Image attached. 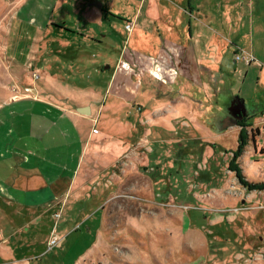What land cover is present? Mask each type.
<instances>
[{
  "label": "crops",
  "instance_id": "0c3cea01",
  "mask_svg": "<svg viewBox=\"0 0 264 264\" xmlns=\"http://www.w3.org/2000/svg\"><path fill=\"white\" fill-rule=\"evenodd\" d=\"M16 1L26 7L19 22L32 28L23 54L28 63L37 49L50 48L42 41L51 35L89 31L88 24L73 30L66 24L77 23L74 15H97L121 32L119 59L135 63L138 70L115 69L114 62L102 67L109 72L104 88L114 111L109 116L118 126L117 112L134 102L139 113L147 111L148 120L160 118L159 130L183 118L189 129H216L205 138L235 133L238 143L242 126L248 138L249 130L264 127V0ZM128 21L133 23L130 32ZM8 47L6 42L9 61L18 64L19 56ZM237 53L254 60L236 61ZM149 58L164 67L167 84L140 68ZM67 79L59 83L48 75L38 84L27 83L35 87V97H11L0 88V264H78L98 242L106 188L86 186L95 169L87 173L81 166L93 140L87 131L96 118L93 106L103 110L101 90L95 82L78 86L73 77L74 82ZM82 106L90 113H79ZM241 108L243 115H232ZM51 233L61 240L49 249ZM57 246L59 251L46 258V251Z\"/></svg>",
  "mask_w": 264,
  "mask_h": 264
},
{
  "label": "rangeland",
  "instance_id": "374dc122",
  "mask_svg": "<svg viewBox=\"0 0 264 264\" xmlns=\"http://www.w3.org/2000/svg\"><path fill=\"white\" fill-rule=\"evenodd\" d=\"M23 7L16 0H0V88L11 97H35L29 88L35 89V83L51 75L59 83L69 77L78 86L95 82L101 90L103 110L93 106L96 118L86 126L93 140L81 170L95 169L86 186L94 191L106 188L107 199L98 242L78 264H264V191L246 189L228 168L237 135L205 138V133L216 129L208 125L189 129L183 118L159 130L160 118L148 120L147 111L139 113L141 107L134 102L117 112L122 119L118 126L109 116L114 111L108 108L111 96L104 88L109 72L103 68L114 62L115 69L138 70L135 63L119 59L121 32L112 31L104 17L74 15L77 23L66 24L72 30L88 24L89 31L51 35L42 41L50 48L37 49L28 63L23 54L29 50L25 45L32 28L19 22ZM128 27L130 32L133 23ZM6 42L8 50L19 56L18 64L9 61ZM149 59L140 68L167 84L164 67L152 65ZM158 106L164 111L162 104ZM249 132L238 164L246 180L264 181V129L258 126ZM59 249L47 250L46 258Z\"/></svg>",
  "mask_w": 264,
  "mask_h": 264
},
{
  "label": "trees",
  "instance_id": "16d2710c",
  "mask_svg": "<svg viewBox=\"0 0 264 264\" xmlns=\"http://www.w3.org/2000/svg\"><path fill=\"white\" fill-rule=\"evenodd\" d=\"M244 131H245L244 127L242 126L240 129L237 146L233 151H231V161L228 165V168L234 172L238 181L246 189L264 191V181L251 182V181L246 180V178L242 174L241 167L238 164V158L243 153L244 148L248 142V136H247L246 132H244Z\"/></svg>",
  "mask_w": 264,
  "mask_h": 264
},
{
  "label": "built area",
  "instance_id": "2783aa9c",
  "mask_svg": "<svg viewBox=\"0 0 264 264\" xmlns=\"http://www.w3.org/2000/svg\"><path fill=\"white\" fill-rule=\"evenodd\" d=\"M129 23H131L130 21L126 22L125 23V28L127 29ZM129 28V27H128ZM129 30V29H127ZM236 59H242L244 60L245 62H251L254 60V57L251 56V55H246L245 53H237L236 55ZM59 215V214H58ZM60 237H58L56 234L54 233H51L50 235V238H49V241H48V247H52V246H55L57 245L59 242H60Z\"/></svg>",
  "mask_w": 264,
  "mask_h": 264
},
{
  "label": "water",
  "instance_id": "95a60500",
  "mask_svg": "<svg viewBox=\"0 0 264 264\" xmlns=\"http://www.w3.org/2000/svg\"><path fill=\"white\" fill-rule=\"evenodd\" d=\"M29 90H31V92H33V93H35L36 91H35V89L34 88H29ZM77 111L79 112V113H81V114H89L90 113V109H89V107L88 106H82V107H79L78 109H77ZM236 113H232V115L233 114H237V116H239V114L240 115H243V108H241V110L240 109H236Z\"/></svg>",
  "mask_w": 264,
  "mask_h": 264
}]
</instances>
